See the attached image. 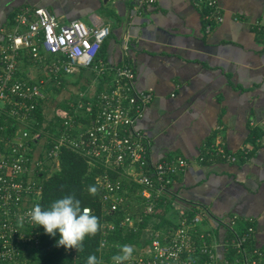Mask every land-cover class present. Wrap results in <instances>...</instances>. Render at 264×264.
Masks as SVG:
<instances>
[{
	"label": "built area",
	"instance_id": "1",
	"mask_svg": "<svg viewBox=\"0 0 264 264\" xmlns=\"http://www.w3.org/2000/svg\"><path fill=\"white\" fill-rule=\"evenodd\" d=\"M192 2L204 8L207 28L223 19L216 0ZM110 31L109 23L97 16L92 17L89 25L78 18L61 22L43 5L21 8L12 26L3 30L0 40V264H31L28 253L39 243V230L27 212L34 204L41 205L43 184L38 176L58 165L62 148L79 154L88 170L94 171L102 208L123 212L120 226L134 227V222L142 216L128 209L132 204L125 181L140 186L135 194L142 199L144 213H153L165 203L175 208L177 219L173 224L146 226L141 243L128 244L134 252L124 264H264V247L246 246L253 240V225L247 224L242 231H237L235 215L225 221L233 233L227 245L229 255L217 257L212 233L201 226L207 218L205 209L181 200L171 187L175 176L189 166V160L182 155L151 159L150 136L134 124L153 92L135 88V72L130 63L122 61L111 67L96 58ZM127 43L124 38L121 48L125 50ZM24 63L28 70L23 67ZM79 68L92 70V78L101 79V88L92 97L86 91L77 90L75 100L72 97L68 102L70 108L56 106L47 116L43 110L45 102ZM39 107L45 120L37 127ZM50 120L54 122L53 132L43 129ZM44 134L46 139L40 141ZM215 153L232 162L240 157L218 143ZM114 228V221L102 223L101 246L107 243L106 234ZM102 264H114V261L110 258Z\"/></svg>",
	"mask_w": 264,
	"mask_h": 264
},
{
	"label": "crops",
	"instance_id": "2",
	"mask_svg": "<svg viewBox=\"0 0 264 264\" xmlns=\"http://www.w3.org/2000/svg\"><path fill=\"white\" fill-rule=\"evenodd\" d=\"M216 3L223 19L207 28L204 8L192 0H0V40L27 6H46L61 22L78 18L89 25L97 16L109 23L96 58L111 67L130 63L135 88L152 90L134 127L150 136L153 161L189 160L171 187L205 209L201 226L212 233L217 257L225 258L233 237L225 221L232 215L237 231L254 227L246 246L264 247V0ZM92 74L79 68L68 77L67 99L74 101L77 90L92 97L102 86ZM216 143L239 160L215 153ZM168 205L166 215L176 221Z\"/></svg>",
	"mask_w": 264,
	"mask_h": 264
},
{
	"label": "trees",
	"instance_id": "3",
	"mask_svg": "<svg viewBox=\"0 0 264 264\" xmlns=\"http://www.w3.org/2000/svg\"><path fill=\"white\" fill-rule=\"evenodd\" d=\"M55 89L59 90V88ZM71 99L72 97L64 99L57 106L70 108L68 102ZM36 116L38 119L37 127H39L41 122L45 120L41 107L37 109ZM55 118L57 119L58 117ZM56 123H58V120H56ZM43 129L47 132H53L55 130L53 120H50ZM94 174V171L88 170L85 160L79 154L68 148H62L58 157V165L38 176L43 184L41 201L43 209L49 208L59 198L73 195L81 202V207L90 206L92 214L99 218L100 230L95 236L86 237L83 242V249L77 251L76 249H66L63 246H57L59 233L57 232V235L53 237L45 233L43 226H38L39 243L36 247H31L28 253L31 264H86L90 255H95L99 264H102L103 261L109 260L116 255L122 245H139L144 237V228L146 226L167 227L173 224V220L166 215L168 204L165 203L162 208L158 206L159 209L153 213H144L142 211V199L135 194L140 186L136 183L125 181L130 189L129 202L132 204L128 209L142 216L139 221L134 222V227L120 226L119 220L123 212L120 210L111 212L102 208L100 194L94 182ZM90 186H94L97 189L95 195L90 194ZM134 202L137 204L135 205ZM109 220L114 221L115 228L106 234L108 241L104 246H101L100 241L103 238L102 223Z\"/></svg>",
	"mask_w": 264,
	"mask_h": 264
},
{
	"label": "clouds",
	"instance_id": "4",
	"mask_svg": "<svg viewBox=\"0 0 264 264\" xmlns=\"http://www.w3.org/2000/svg\"><path fill=\"white\" fill-rule=\"evenodd\" d=\"M94 186L89 187L92 195L96 194ZM34 226H43L46 234L55 237L59 233L57 246L66 249H83V242L86 237L95 236L100 230L99 218L92 214L90 208L81 207V202L73 195H67L55 200L47 209H43L39 203L27 212ZM20 225H23V217L20 218ZM134 248L125 244L120 247L119 254L114 255V264H124L132 258ZM86 264H99L95 255L87 258Z\"/></svg>",
	"mask_w": 264,
	"mask_h": 264
},
{
	"label": "rangeland",
	"instance_id": "5",
	"mask_svg": "<svg viewBox=\"0 0 264 264\" xmlns=\"http://www.w3.org/2000/svg\"><path fill=\"white\" fill-rule=\"evenodd\" d=\"M71 89L63 87L59 90L54 91L52 95L49 97V100L45 102V111L46 115L49 116L53 112L54 108L63 101L64 99H67V96L69 95V92ZM46 139V134L41 136L40 141H44Z\"/></svg>",
	"mask_w": 264,
	"mask_h": 264
}]
</instances>
